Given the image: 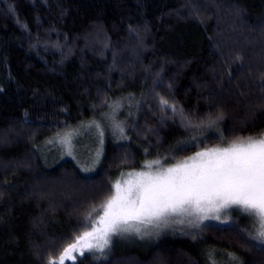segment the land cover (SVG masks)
<instances>
[{
	"label": "trees",
	"instance_id": "trees-1",
	"mask_svg": "<svg viewBox=\"0 0 264 264\" xmlns=\"http://www.w3.org/2000/svg\"><path fill=\"white\" fill-rule=\"evenodd\" d=\"M263 25L264 0H0V264H50L73 242L84 199L57 189L62 172L111 182L263 134ZM231 228L68 264H264Z\"/></svg>",
	"mask_w": 264,
	"mask_h": 264
},
{
	"label": "snow or ice",
	"instance_id": "snow-or-ice-1",
	"mask_svg": "<svg viewBox=\"0 0 264 264\" xmlns=\"http://www.w3.org/2000/svg\"><path fill=\"white\" fill-rule=\"evenodd\" d=\"M162 103L166 105L167 101ZM70 135L62 142L69 144ZM190 160L155 172L136 173L134 177L129 174L131 178L124 181V186L118 181L115 195L101 206L103 215L92 222L91 231H85L76 243L64 249L58 264H64L65 258L75 260L71 254L76 250L80 255L84 251L103 253L114 235L140 233L141 225L159 226L161 222L166 224L168 217L180 215H195L202 220L209 213L229 208L258 217L255 239L264 242V136L197 152Z\"/></svg>",
	"mask_w": 264,
	"mask_h": 264
},
{
	"label": "rangeland",
	"instance_id": "rangeland-1",
	"mask_svg": "<svg viewBox=\"0 0 264 264\" xmlns=\"http://www.w3.org/2000/svg\"><path fill=\"white\" fill-rule=\"evenodd\" d=\"M259 29H260V34L264 33V25L260 27ZM99 39H102V40H99ZM99 39L96 41L98 45L95 44L96 45L95 47L97 49L101 48V45H103L102 44L103 40H105V37L101 35ZM159 81L160 79L155 78L154 84L158 86L160 84ZM113 108L114 107L111 104V106L109 107V110L107 111V113L109 112V114H111L112 120L114 119L116 112H117V110L113 111L112 110ZM115 109H117V107ZM218 129L219 128H217V126L214 125L212 126L210 131H207V133H218L217 132ZM31 131H32L31 129L25 130V132L28 135L32 133ZM68 131L69 130H65V132H63L64 138L68 135L69 133ZM60 135L62 137L61 133ZM261 136H264V133L261 135L252 136V137L259 138ZM3 138H4L3 136L0 137V141H2ZM50 143L51 142H49V144ZM232 143L233 142H230L228 144L208 145V146L202 147L194 151L193 153L191 152V153H188L182 156L175 162H168V161L162 162L158 158L151 159V160L145 161L141 167L125 168L123 170H120L116 174V176L112 179L111 182H110V179L107 180V178H109L107 173L101 175L98 180L78 181V180H75L72 177V175L70 176L71 173L62 172L61 173L62 176L60 177V179L55 180L56 181L55 186L57 187V189L60 188L61 186L65 187V190H66L65 193H68V194L72 193V195H74L75 197H79V198L82 197V199H84L81 201V204H79L78 207L74 209V211L71 210V213H72L71 217L73 216L74 219L76 218L78 220L79 218L81 219L79 223H77V226L76 225L74 226L77 233L72 240L73 242L70 243V245L76 243L77 238L82 236L85 231H91L92 222L98 221L99 217L103 215V208L101 206L105 204V202L108 199H110L113 195H115L116 190L114 188V185L119 181L121 185L124 186V181L131 178L129 174H131V176L134 177L136 173H140V172H147L149 170L155 172L158 169L159 170L167 169L170 167H174L178 164H183L186 161L188 163H191L192 161L190 160V158L195 156L197 152L206 151L210 149H222V148L230 146ZM54 144L55 146L51 147V152L56 153L57 155L58 154L61 155L62 152L64 153V151L67 148L66 143H63V142L61 143L56 142ZM68 152L72 153L73 149L69 150ZM121 157L122 156H119L117 160H118V163H121L123 165L125 161ZM156 161H158L159 163L158 164L155 163ZM26 163L27 162H24L23 165H25ZM13 164L14 163H12V165ZM149 164H151L152 166L151 169L147 167ZM46 181H43L44 184H42L41 186L43 191H45L44 194H46L47 190H51V189L55 190L54 188H51V185H52L51 182H54V181L50 182L49 179H47ZM74 207H75V204H74ZM217 215L219 216L218 219L216 218ZM180 220H183L184 223H179ZM190 221H193L194 223H190ZM242 221H246V223H248L249 225L242 224ZM208 226H218V227H223V228H228L230 226L233 228V233L240 240H242L241 242L243 243V245L247 247V250L250 249L251 251L253 249V251L258 252L259 254L264 252V242H261L260 240L255 239L257 232L259 230V226H260L259 218L254 215L245 214L243 211L239 209L229 208V209H222L219 213H209L207 217L202 220L198 219V217L195 215H180V216L168 217L167 223L165 224L161 222L159 226H157L156 224L141 225L140 233H136L135 231H132V232H127V233H122L119 235H114L111 239V243L109 247L106 248L103 253L99 251H93V252L84 251V254L80 255V251L76 250V251H73L71 254L72 256L75 257V260L65 258L64 264L74 262L78 260L79 258H81L82 256L88 255V254L93 255L95 259L108 258L109 255L114 253V250H116L117 247L119 248H126V247H131V246L146 247L156 242L160 238H165L169 236L171 237L177 233H182L183 234L182 237H184V235L192 237L193 234L199 233L198 232L199 229L202 230L203 228L208 227ZM52 246L54 248L53 250H55L56 243H52ZM62 247H63V244H62ZM215 253L217 254V252ZM215 253H212V254H215ZM225 254H226L224 257V259H226L225 262L220 260L217 264H231L230 260L233 261L234 257L231 256L229 253L228 254L225 253ZM50 261H56L58 264L59 257L54 260H50Z\"/></svg>",
	"mask_w": 264,
	"mask_h": 264
}]
</instances>
